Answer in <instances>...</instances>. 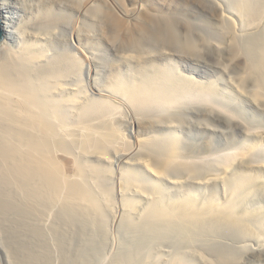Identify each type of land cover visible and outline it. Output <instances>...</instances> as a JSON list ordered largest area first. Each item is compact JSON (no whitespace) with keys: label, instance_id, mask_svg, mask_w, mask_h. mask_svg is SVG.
Here are the masks:
<instances>
[{"label":"bare ground","instance_id":"1","mask_svg":"<svg viewBox=\"0 0 264 264\" xmlns=\"http://www.w3.org/2000/svg\"><path fill=\"white\" fill-rule=\"evenodd\" d=\"M184 1L217 22L195 21L158 0H0V208L15 207L16 188L29 213L32 205L58 204L101 219L114 201L107 188L119 182L133 222L191 237L222 228L241 241L264 234V129L247 131L221 159L210 155L208 171L193 163L198 139L179 133L185 123L210 128L221 107L212 103L219 88L195 78L206 62L198 43L226 45L235 68L242 61L231 84L264 111V32L239 35L232 18L211 11V0ZM257 1L248 24L264 15V0ZM175 58L191 63L194 75L163 63ZM194 247L163 264L264 262V241L242 256ZM160 250L151 253L156 262L169 251Z\"/></svg>","mask_w":264,"mask_h":264},{"label":"rangeland","instance_id":"2","mask_svg":"<svg viewBox=\"0 0 264 264\" xmlns=\"http://www.w3.org/2000/svg\"><path fill=\"white\" fill-rule=\"evenodd\" d=\"M123 1L126 5L132 3L130 0ZM158 1L161 3L167 1L171 4L172 8L174 6L175 8L184 10L195 21L211 19L213 22H217L211 17L212 12L203 11L194 3L187 4L184 0ZM256 1L211 0L209 6L211 7V11L216 12V10H220L232 18L236 23L235 27L237 26V33L239 35L255 36L260 31L264 32V15L256 19L255 25L248 24L249 22L246 21L248 20L251 3ZM205 45L198 43L199 50H197L199 53L202 52L204 54L206 62H202L201 65L197 64L198 67L196 65L202 75H197V73L196 77H194L199 81L212 83L214 88H219L220 91L212 103L214 106L219 103L221 107L220 109L215 108L219 110L216 111L218 117L209 123L210 128H206L205 126L193 128L188 123H185L179 126V133L198 139L197 152L193 163L196 166H200L201 170L208 171L213 168L212 164L208 162L210 155L213 157L219 155L221 159L224 157H221L224 151L232 145L239 144L241 141L249 138L247 131L264 129V111L258 108L257 105L252 104L248 99L237 95L234 86L231 84V80L237 75L242 61L235 68L228 57L229 52L226 49V45L225 47L221 46V49H215L208 44ZM207 56L213 60L212 66ZM163 63H167V65L175 68L177 72L183 75H194L195 69L188 67L191 63L182 61L179 58H175L173 61L163 60ZM221 66L222 68H220ZM193 104L194 102L191 101L190 105ZM202 105L203 102H201V105L197 104L195 110L199 111ZM183 108L186 109L184 106ZM125 133L127 134V130H125ZM111 183H115V185L113 184L114 186L112 185L113 190L110 184L111 188L109 186L107 189H111L112 191L107 190L106 192H108L107 195L110 194L109 196L113 197L114 201L112 200L113 202H111L112 204L109 207H105L107 210L104 209L105 215L103 213L104 217L102 216L101 219H98L100 216L96 215L93 218L91 215L90 218V214L93 213L89 214V212H86L85 214V211L82 213L80 210H74L78 212L71 211V214L58 204L55 207L54 205L50 206L51 210L50 208H47L48 210L43 208L41 209L42 211L40 210L41 212L37 205H35L36 208L32 205V212L29 213L25 209V205L28 204V198L25 200L26 196L21 193L20 189H18V192L16 188L15 190H11L12 193H10L13 198L10 194L8 196L12 198L16 208L14 207L15 209L13 208L14 210L10 211H4L0 208V264H113L114 262V264H117V262L120 264L119 260L121 259H124V262L121 260L122 264H163L164 259H168L170 256L169 254H175L184 247L189 248L191 246L193 248L195 246L202 252L210 250H214L213 252H215L217 249L220 250L219 248H230L233 249L234 254L242 256L244 251L239 250H246L249 246H257L258 243L264 241V234L256 238L241 241L237 233V237L234 236L235 232L232 230L230 232L233 235L228 234L229 230H225L226 228H222L225 232L228 231L226 233L221 232L222 229L216 233L213 232L214 230L207 232L208 230L204 229H202L204 232H200L202 230L199 229L200 231L193 232L191 237V235L187 236L185 234V236L183 233H181L183 234L181 236L177 228H167L166 226H164L166 228H163L162 225L157 224H155L156 228H154L155 225L145 221L144 223L146 224L143 226L142 220L139 221L138 219L136 220L141 224L137 221L136 223L134 220L135 224L133 221L128 220L125 214L126 211H123L125 208L122 206L123 201L121 200L123 198L120 194V183ZM0 188V192H4L2 186ZM219 188L220 191H223L222 184H220ZM3 192L2 194L5 196L6 192ZM2 194L0 195L2 196ZM7 198L10 199L9 197ZM119 201L122 202V205ZM21 202L24 204L21 205ZM256 204L258 205V203ZM59 207H62L63 210ZM34 210L36 212L33 213ZM63 213H68V215L66 214V216ZM130 221L134 225L130 224ZM94 222H97L96 225ZM147 224L149 226L152 224V226L149 227ZM261 224L264 225V219ZM162 248L169 251L164 254L165 257L162 255L161 259L156 258L158 260L156 262L154 260L155 256L152 254H155L158 249ZM163 249L160 251H163ZM153 251L155 252L153 253ZM204 253L207 254L208 252ZM152 257L153 259L150 260ZM253 264H264V262Z\"/></svg>","mask_w":264,"mask_h":264},{"label":"water","instance_id":"3","mask_svg":"<svg viewBox=\"0 0 264 264\" xmlns=\"http://www.w3.org/2000/svg\"><path fill=\"white\" fill-rule=\"evenodd\" d=\"M4 37H5V33H4V29H3V25H2V20H1V16H0V44L3 43Z\"/></svg>","mask_w":264,"mask_h":264}]
</instances>
